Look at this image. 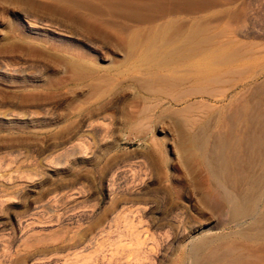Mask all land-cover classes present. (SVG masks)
Masks as SVG:
<instances>
[{
    "label": "rangeland",
    "instance_id": "374dc122",
    "mask_svg": "<svg viewBox=\"0 0 264 264\" xmlns=\"http://www.w3.org/2000/svg\"><path fill=\"white\" fill-rule=\"evenodd\" d=\"M153 1L0 0V264H191L204 238L213 264H236L240 248L264 260V243L236 236L250 223H227L221 199L241 188L225 190L188 151L173 108L143 111L152 78L134 70L143 48L201 46L208 26L264 34V0H177L205 11L179 15L175 34L150 20L176 0ZM234 145L246 181H262L263 154Z\"/></svg>",
    "mask_w": 264,
    "mask_h": 264
},
{
    "label": "bare ground",
    "instance_id": "6f19581e",
    "mask_svg": "<svg viewBox=\"0 0 264 264\" xmlns=\"http://www.w3.org/2000/svg\"><path fill=\"white\" fill-rule=\"evenodd\" d=\"M144 1L147 0H143V2ZM158 1L159 0H157L156 3ZM163 1L161 3L160 0L159 3L164 6L157 5L159 11L167 8V4L170 0H165V3H163ZM197 1L199 3V0H193V3L196 4ZM201 1L203 3V0ZM207 1L209 0H206V2ZM152 2L155 3L151 0L148 4L150 3L152 5ZM170 2L168 4L170 8L172 4L177 5V0L176 3L174 1L170 4ZM186 3L188 2H180L181 5H177L173 10H170L168 7V10L164 9L166 11H160L158 15L155 14L153 17L150 15V21L156 22L160 17L162 21L161 24L165 26L164 28L171 31L177 28L175 27L177 26L175 23L178 24V22L185 20V18L179 15L188 14L192 11L194 13L195 10H197V12L200 11V13L205 11L203 8L193 9L191 8V4L190 7L189 3ZM202 3L201 6L199 3L197 7H202ZM194 4L192 5L194 6ZM143 5L144 4H142V6ZM205 5L209 6L211 3L207 2ZM128 6L129 8L132 7V5ZM142 6L135 7H140L141 9L139 8V10L142 11L145 9V7L143 9ZM155 6L154 4L153 7ZM153 7L151 6V9H149L154 11L155 9H152ZM155 8L157 10V7ZM115 9H117V7ZM142 16H140V18ZM243 16L245 15L241 13L240 15L237 14L236 17L240 20H244ZM147 17L149 18V16ZM246 18L248 19V17ZM202 21L203 20H201V22ZM161 24L157 26L161 28ZM244 24L242 26L246 27L247 25ZM257 24L258 23L255 25ZM170 25H173L174 28L169 30ZM241 27H236V29L235 27L215 28L213 26V28H209L208 26V29H204L205 38H203L204 33L200 36V38H203H201V43L203 44L201 46L197 44L199 47L193 45L188 49L181 48L187 45V43L184 44L186 41L188 42L187 38L189 35H187V40H185L180 47H168L165 48V51L157 49L152 55H149L148 50L143 48L136 54V62L139 63V67H135L134 70L152 78V81L147 80L144 81L146 83L140 85L141 90L146 95L155 97L153 102H148L145 105L143 111H155L164 106H168L171 109L173 108L176 111L174 112L173 110V112L184 118L189 127L187 141L189 142L188 147H190V149H188V151L190 150V153L192 152L202 160L204 169H206V171L208 170L214 179H217L216 181L219 180L218 182L220 183H218V185L220 184L223 186L225 190L227 188L225 186L227 185H229V187L232 186V188H241V190H236L237 194L232 198L226 196L228 192H226L227 194H225V197L222 199L220 194H217V196L219 195L220 199L223 200L224 206L225 203H229L228 209H225L227 206L224 208L228 218V225L235 224L241 227L246 222L250 223L245 230L236 233V236L241 240H245L246 243L244 244L246 246L248 245L247 247H254L256 244L264 243V178L262 181H246L248 172L246 173L243 170L242 164L244 160L240 163V160L235 158L236 153L234 154V152L237 150L234 151V144L249 145L251 148L252 146L255 148L257 147L259 152L264 156V34H261L260 30H256L255 26H253V29H244V27L241 29ZM193 29L195 30L196 27ZM199 29H201V27L196 30L197 32L195 31L196 33L192 32L193 30L191 32L188 30V34L195 33L194 35L192 34L193 36L191 35L189 37L191 39L189 42H192V37L193 40L196 39L197 36L195 35L199 36ZM162 30L164 32L165 29ZM201 30L203 31V29ZM176 31H178V29H175V32ZM172 33L175 34L174 30ZM200 38L197 39L200 40ZM194 41L196 42L197 40ZM192 43L195 44L194 42ZM197 43H199V41H197ZM190 45L188 44V46ZM154 61L157 63H154ZM213 115L214 117H212ZM232 144L234 148L230 149L229 146L232 147ZM240 147H238V149H240ZM248 148L246 149L250 151V147ZM251 151L250 154L252 153ZM254 153L255 152H253L251 156L254 155ZM260 155L256 156L261 158ZM251 156L249 155V157ZM256 160L258 161V159ZM255 163H257V166L259 165L258 162L255 161ZM255 163L252 164L255 165ZM250 164L249 162V165ZM244 165H246V163ZM251 169L253 170V166L252 168L250 167V171ZM262 169L264 171V165ZM219 191L218 193H220ZM181 209L182 208L178 207L176 211L178 212ZM175 213L176 212L173 210L164 217L167 224H171L172 222L168 220V217L173 216ZM181 213L185 214L186 212L182 209ZM221 213H223V211ZM164 225L165 223L163 226ZM219 239L218 237V240ZM209 240L208 238H204L202 240L200 239L198 242L191 243L189 247L191 264H213V261L218 260L216 258L218 255L217 252L216 256L214 255L215 252H211V255L203 254L205 252H203V250L206 243L210 242ZM240 249L239 251L241 252L238 253V257L236 259L232 258V260H237L236 264L264 263V260H261L263 257L260 259L258 256L259 254H256L258 257L255 256V254V257H253V255L251 257L250 254L249 256L251 259H249L244 253L249 252L247 251L248 249ZM212 251L218 250L215 249ZM230 251L232 252V250ZM231 254L233 255V252ZM221 259L218 264H221Z\"/></svg>",
    "mask_w": 264,
    "mask_h": 264
}]
</instances>
